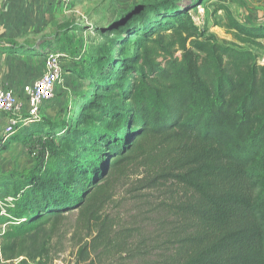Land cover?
I'll return each mask as SVG.
<instances>
[{"label": "trees", "instance_id": "obj_1", "mask_svg": "<svg viewBox=\"0 0 264 264\" xmlns=\"http://www.w3.org/2000/svg\"><path fill=\"white\" fill-rule=\"evenodd\" d=\"M199 2L143 0L117 14L107 32L114 50L120 47L123 68H113L114 52L85 62L91 91L78 118L61 129L77 147L84 137L96 148L83 145L86 160L64 152L55 164L33 168L24 182L0 189V201L14 205L0 212V264L19 256L50 264L53 237L75 210L89 234L74 264L134 253L130 234L113 235L114 216L105 212L115 195L112 178L129 176L130 168L142 170L136 190L169 181L179 186L173 207L192 232L177 240L178 264H264V64L251 50L201 30L190 12ZM219 11L237 37L264 39V21L246 24L223 2ZM6 48L30 53L23 44ZM105 98L120 103H99ZM88 110L97 120L113 119L114 127L96 125ZM41 118L28 117L25 125L47 128L50 139L60 134ZM88 119L90 126L81 128ZM22 123L1 148L24 130Z\"/></svg>", "mask_w": 264, "mask_h": 264}, {"label": "rangeland", "instance_id": "obj_2", "mask_svg": "<svg viewBox=\"0 0 264 264\" xmlns=\"http://www.w3.org/2000/svg\"><path fill=\"white\" fill-rule=\"evenodd\" d=\"M141 1L143 0H75L65 4L59 0L55 8L57 19L50 20L47 15L42 17L33 14L32 19H37L35 28L23 30V36H19L22 43L11 41L10 44H23L29 48L30 53L27 55L32 56V59H28L27 65H30L31 69L35 68L37 60L44 62L47 51L61 54L65 73L55 98L44 105L39 115L45 126L46 124L55 126L56 132L60 134L53 133V138L50 139L46 133L47 128L37 129L34 124L29 123L25 125L29 121L25 114L22 123L25 125L24 130L9 138L5 148L0 147L2 191L5 184H12L11 188H13L15 186L13 184L24 182L25 176L33 168L38 166L45 168L55 164L58 159H62L64 152H72L78 159L86 160L88 152L82 150L83 145L96 148L92 141L84 137L78 138L83 144L77 147L62 137L61 129L78 116L80 107L86 102L84 95L91 91L89 85L91 78L85 75L88 66L84 65L85 62L92 56H109L111 52H114L116 58L118 57L120 47L114 50V44L110 40L114 35L107 30L118 17V13L126 12L132 5ZM222 2L232 8L240 21L251 25L257 20H264V14L259 13V8H264V0H200L199 4L190 10L194 22L201 30L214 35L222 43L251 50L257 56L258 62L264 64V39H244L227 30L224 27L225 13L215 12V7ZM30 24L33 26V22ZM125 63L130 64L128 60ZM73 68L82 75L72 72ZM113 68H116L117 73L123 68L121 63L118 64V58ZM116 76L117 74L113 77ZM96 92L103 90H96L92 94ZM99 103L119 104L120 102L115 98H105ZM94 111L88 110L86 114H93L96 125L103 126L106 123L109 128L114 127L113 119L107 117L104 122L97 120L99 115ZM113 111L112 108V113ZM90 121L91 119H88V122L82 123L81 128L90 126ZM4 127V124L0 125V142L6 137ZM99 157L103 158L104 154ZM141 173L142 170L130 168L129 176L112 178L115 195L106 206L105 212L114 216L113 235L123 234L122 230L125 234H130L134 253L120 257L119 253L113 252L104 259V262L105 264H178L177 240L192 232L190 229L192 225L173 207L179 200V186L169 181L157 188L136 190V182L142 176ZM9 198L12 197L9 195L7 199ZM78 218L79 213L75 210L60 224L52 240L53 259L50 264H74L78 246L88 240L89 234L87 229L79 225ZM4 230L5 227L0 225V232ZM2 264L44 263L38 258L30 260L26 256H19L15 259L3 260Z\"/></svg>", "mask_w": 264, "mask_h": 264}, {"label": "crops", "instance_id": "obj_3", "mask_svg": "<svg viewBox=\"0 0 264 264\" xmlns=\"http://www.w3.org/2000/svg\"><path fill=\"white\" fill-rule=\"evenodd\" d=\"M58 2L59 0H0V87L11 88L18 96H22L24 85L33 82L43 73L42 60H37L35 68L31 69L27 61L32 56L8 52L6 47L11 41L22 43L19 36H23V30L35 28L37 19H32L33 14L42 17L47 15L50 20L57 19L55 8ZM259 13L264 14L263 7L259 8ZM262 21L264 20L260 19L256 22ZM6 119L4 114H0V125H5Z\"/></svg>", "mask_w": 264, "mask_h": 264}, {"label": "built area", "instance_id": "obj_4", "mask_svg": "<svg viewBox=\"0 0 264 264\" xmlns=\"http://www.w3.org/2000/svg\"><path fill=\"white\" fill-rule=\"evenodd\" d=\"M62 3H70L75 0H60ZM64 68L61 54L47 51L44 55V71L33 82L24 85L22 96H18L13 89L0 87V114L6 116L4 133L6 136L15 133L16 128L28 117H38L41 107L51 101L57 91V87L63 80ZM14 198L8 201L13 202ZM7 203V202H6ZM0 201L1 214L7 213L6 204Z\"/></svg>", "mask_w": 264, "mask_h": 264}, {"label": "water", "instance_id": "obj_5", "mask_svg": "<svg viewBox=\"0 0 264 264\" xmlns=\"http://www.w3.org/2000/svg\"><path fill=\"white\" fill-rule=\"evenodd\" d=\"M263 62H264V58H263Z\"/></svg>", "mask_w": 264, "mask_h": 264}]
</instances>
